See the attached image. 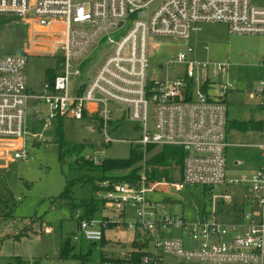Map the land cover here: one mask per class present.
Here are the masks:
<instances>
[{
  "label": "built area",
  "instance_id": "2783aa9c",
  "mask_svg": "<svg viewBox=\"0 0 264 264\" xmlns=\"http://www.w3.org/2000/svg\"><path fill=\"white\" fill-rule=\"evenodd\" d=\"M257 1L261 3L0 0L2 20L12 18L25 27L21 52L0 54V143L8 144L5 153L0 147V159H33L27 142L48 145L51 138L44 132L60 118L97 120L105 146L125 141L112 138L109 131L114 119L127 117L141 128L133 148L146 153L149 144L179 145L184 157L180 179L173 184H198L209 196L210 210L194 219L166 210L148 195L166 182L147 181L143 164L136 182H101L102 216L78 215L72 242H99L113 228L139 233L138 240L147 241L138 264H166L165 255L212 264H264V130L256 144L263 164L249 177L227 175L225 149L232 119L226 96L235 89L228 79L230 63L191 60L180 50L159 67L167 72L181 63L183 73L148 75L154 37L188 39L204 22H224L231 33L264 35V0ZM32 54L58 62L51 68L56 74L44 79L38 93L24 84L26 59ZM260 65L264 67V54ZM249 97L264 110V80ZM29 116L41 122L40 131L30 130ZM84 156L94 163L108 157L104 148H92ZM241 181L250 183V193L243 196L250 209L239 208L230 221L220 220V206L232 202L228 186Z\"/></svg>",
  "mask_w": 264,
  "mask_h": 264
},
{
  "label": "rangeland",
  "instance_id": "374dc122",
  "mask_svg": "<svg viewBox=\"0 0 264 264\" xmlns=\"http://www.w3.org/2000/svg\"><path fill=\"white\" fill-rule=\"evenodd\" d=\"M252 2L261 3L257 0ZM1 21L2 16H0V54H8L14 46L15 49L21 50L25 44V30L22 23L17 20ZM227 27L224 22H204L201 24V30L193 32L188 39L154 37L148 48V75L152 78H163L166 74L173 77L183 73L185 67L181 63L172 64L167 72L166 69L162 70L159 67L160 63L174 58L180 50L185 51L188 59L191 60L227 61L230 63L227 70L228 79L235 86V89L226 96L231 119L261 117L264 115V110L256 109L258 100L251 99L249 92L264 80V67L260 65L261 55L264 52V35L231 33ZM187 46H190V50H187ZM57 66L58 62L54 57L33 54L27 56L24 72V84L27 89L34 93L40 92L47 69ZM151 108L150 106L149 113ZM28 122L31 131L41 130L40 121H34L29 116ZM137 125L138 122L127 117L120 121L114 119L109 134L114 139L125 141H113L105 146L97 120L65 119V139L72 143H87L80 154L67 157L64 163L59 161L58 145L55 142L57 122H53L51 129L44 132V136L51 138L48 145L43 142L34 145L32 142H27L26 148L33 159H0V213L11 210V215L0 222V264H17L18 256L25 261L39 260V264H100L102 253L106 256H123L125 251L131 249L133 232L111 228L105 233L107 240L104 244L92 243L84 238L71 241L74 244L72 253L84 254L90 249L88 260L85 262L72 256L66 259L59 258L61 243L72 236L77 228L76 218L84 213V209L72 207L71 201L57 197L64 188L66 177L74 178L80 173L76 169L68 168L70 161L85 155L92 148H104L108 157L126 158L135 140L141 135V128ZM231 134L232 131L229 135ZM261 139V134L257 132L229 138L232 143L225 149L227 175L249 177L263 164V157L256 146ZM0 144V147L4 148L2 152L5 153L7 151L5 146L8 144L5 142ZM143 154L142 164L150 155ZM177 181H179L177 175L174 176L173 181L163 180L162 182L166 183L158 184L157 190L148 192V195L164 209L182 212L187 219L196 218L202 210H210L209 196L203 193L201 185L181 184L177 187L173 184ZM214 190L219 191L220 187H215ZM243 191L250 193L249 182L241 181L228 186L233 201H239V194ZM73 192L75 201L89 199L92 196L100 198L101 194L100 190L93 191L90 183L76 184ZM97 203L99 204L98 200ZM101 207L102 204L100 209ZM100 209L94 213L95 217L102 216ZM32 217L41 220V226L38 221L31 219ZM30 226L34 231L16 237V233L21 229ZM185 247L191 248L188 243H185ZM164 262L212 264L196 258L180 259L173 255H165Z\"/></svg>",
  "mask_w": 264,
  "mask_h": 264
},
{
  "label": "trees",
  "instance_id": "16d2710c",
  "mask_svg": "<svg viewBox=\"0 0 264 264\" xmlns=\"http://www.w3.org/2000/svg\"><path fill=\"white\" fill-rule=\"evenodd\" d=\"M14 20L12 18H5L1 22H8ZM23 30L25 27L22 25ZM8 53H20L21 50L15 49ZM56 72L51 69H47L45 78L52 79ZM261 106H258V108ZM64 118L58 119L55 142L58 145V159L61 163H64L67 157L80 154L85 148L87 143H72L65 139L64 136ZM231 130H235L241 133H247L250 131L262 132L264 130V120L254 118L253 116L247 119H232ZM93 146L94 144H90ZM157 148V149H156ZM156 149V150H155ZM155 150V151H154ZM146 153L150 155L144 160L146 166L147 181H173L175 175L180 179L182 170V161L184 157V150L179 145L163 144L161 146L156 144H149L146 148ZM144 154L142 151L131 147L129 155L126 158H113L106 157L100 163H94L86 156L76 157L73 161L68 163L69 169H76L80 173L74 177H66V182L63 190L57 198L71 201L72 207H82L84 209V216L92 217L101 207V213L103 211V200L101 198L91 197L89 199H81L75 201L73 197V189L78 183H90L93 191L103 189L101 182L106 181L108 183L131 181L136 182L140 176L142 168V160ZM99 201V204L97 203ZM15 203V202H14ZM11 215V210H7L0 213V222L6 217ZM31 219L39 222L41 226V220L32 217ZM32 230L31 226L21 229L16 233V237L20 235H27ZM139 233H136L131 240V249L125 251L123 256H106L101 254L100 264H106L111 261L113 264H138L141 254L144 251L147 241L138 240ZM100 244H104V238L99 241ZM74 250V244L71 243V239L64 240L59 248V258L66 259L69 256L79 258L85 262L88 260L89 252L84 254L72 253ZM17 264H39V260L25 261L20 256L17 258Z\"/></svg>",
  "mask_w": 264,
  "mask_h": 264
},
{
  "label": "crops",
  "instance_id": "0c3cea01",
  "mask_svg": "<svg viewBox=\"0 0 264 264\" xmlns=\"http://www.w3.org/2000/svg\"><path fill=\"white\" fill-rule=\"evenodd\" d=\"M264 54V52H263ZM263 54L261 55V57L263 56ZM258 108V106H256V109ZM260 109H263L262 107H259ZM255 118H258V119H263L264 120V117H255ZM232 131V134L229 135L228 137V141H229V144H231L232 142H230L229 138L231 137H242V136H245V135H251V133L253 132H257V131H250V132H247V133H241V132H238V131H235V130H230V132ZM259 134H261V137L263 136V131L262 132H257ZM235 164H238V162H235ZM245 191L243 192H240L239 194V201H233L231 202V204H226V205H221L220 208V212H219V219L222 220V221H230L233 217V214H234V211L239 209V208H243V209H246V207H251L249 204H244L243 202V196H244ZM107 240V236L105 234V238H104V242ZM109 240H111L109 238Z\"/></svg>",
  "mask_w": 264,
  "mask_h": 264
}]
</instances>
